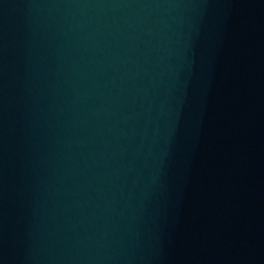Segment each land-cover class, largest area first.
Instances as JSON below:
<instances>
[{
  "label": "water",
  "instance_id": "95a60500",
  "mask_svg": "<svg viewBox=\"0 0 264 264\" xmlns=\"http://www.w3.org/2000/svg\"><path fill=\"white\" fill-rule=\"evenodd\" d=\"M0 264H264V0H0Z\"/></svg>",
  "mask_w": 264,
  "mask_h": 264
}]
</instances>
